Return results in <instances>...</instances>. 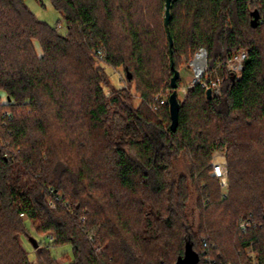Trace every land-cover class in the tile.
I'll list each match as a JSON object with an SVG mask.
<instances>
[{
  "label": "trees",
  "instance_id": "16d2710c",
  "mask_svg": "<svg viewBox=\"0 0 264 264\" xmlns=\"http://www.w3.org/2000/svg\"><path fill=\"white\" fill-rule=\"evenodd\" d=\"M51 3L64 35L26 0H0V264H32L23 216L49 241L34 264H58L51 250L65 246L71 264H178L189 246L197 264H264V0H172L168 27L166 0ZM97 46L135 83L138 107L125 89L105 95ZM201 47L210 69L241 49L248 59L240 76L222 69L221 96L192 87L172 132L169 103L158 112L149 104L170 88L172 63L180 72L178 61ZM215 150L226 152L227 197L210 176ZM181 157L190 176L175 179ZM249 214L258 227L242 232Z\"/></svg>",
  "mask_w": 264,
  "mask_h": 264
},
{
  "label": "rangeland",
  "instance_id": "374dc122",
  "mask_svg": "<svg viewBox=\"0 0 264 264\" xmlns=\"http://www.w3.org/2000/svg\"><path fill=\"white\" fill-rule=\"evenodd\" d=\"M26 4L32 13L37 17L38 20L47 23L49 26L53 28H57L61 34H66V24L64 18L54 9L52 6L51 0H26ZM36 49L38 54H41V49L36 44ZM244 50V49H241ZM245 51V50H244ZM94 55V53H93ZM95 56V55H94ZM192 59V58H191ZM190 56L183 57L178 61V70H180L181 76V85L178 89V97L180 103H183L189 90L192 88V81L194 79L191 69H190ZM97 64L103 68L106 76L109 80V86L104 87V92L106 96H110L112 90H122L125 89L127 93H129L133 97V103L135 107H138L141 103L139 95L136 93V85L135 83L130 84L127 81V75L122 67L114 68L108 66L106 62H100L96 59ZM159 66V65H158ZM218 75H222V70L218 72ZM160 92H163L165 95H168L171 92L170 88L167 89L165 85L160 89ZM0 96L5 99V94L0 92ZM23 109H19L18 114H22ZM8 145V144H7ZM7 147V146H6ZM13 149L7 150L6 154H10L12 156ZM215 161H219L225 165V171L228 175V170L226 167V152L225 150H215L212 155V163ZM189 164L187 160L183 157L179 158L174 163L173 168V178L177 179L180 176H190ZM211 176V175H210ZM228 177V176H227ZM229 182V181H228ZM222 191V189H221ZM223 195V191H222ZM198 195L196 194L194 188L190 187V196L189 200L186 204V214L187 220L191 227V230L194 234L200 230V211L198 208ZM26 226L31 233V238L27 239L26 237H21L20 242L26 250L28 257L32 264H34L35 260L38 257L37 249L39 246L47 247L49 241L45 240V235L37 233V223L27 219L26 216H23ZM200 234V233H199ZM198 234V235H199ZM51 234L47 235L50 236ZM51 242V241H50ZM37 245V246H36ZM52 256L56 259L58 264H71L73 262V257L71 253V247L65 246L57 249L51 250ZM248 256L257 263L256 254L251 250H247ZM187 264H195V255L193 253L188 254Z\"/></svg>",
  "mask_w": 264,
  "mask_h": 264
},
{
  "label": "built area",
  "instance_id": "2783aa9c",
  "mask_svg": "<svg viewBox=\"0 0 264 264\" xmlns=\"http://www.w3.org/2000/svg\"><path fill=\"white\" fill-rule=\"evenodd\" d=\"M93 53L98 61L106 62L107 53L101 46H97L93 50ZM247 59L248 52L240 50L226 62H220L214 68L210 69L209 54L207 49L204 47L199 48L194 53L190 61V69L194 77L192 81V87L200 86L205 92L210 90L213 98L221 96L222 77L218 75V72L225 68L228 73L240 76ZM170 94L171 92H169L168 95H165L163 92L157 93L153 97L152 102L149 104V109L153 112H158L162 106L167 104ZM211 177L218 181L219 187L222 189L224 197H227L229 183L227 173L225 171V165L219 161L213 162ZM61 203L62 202L59 193L51 194L47 202L48 207L51 210H56L58 205ZM238 226L242 232H246L256 229L258 227V223L255 221L253 215L249 214L248 216L240 219ZM48 237L51 242L54 241L53 235ZM205 262L209 263L208 260Z\"/></svg>",
  "mask_w": 264,
  "mask_h": 264
},
{
  "label": "water",
  "instance_id": "95a60500",
  "mask_svg": "<svg viewBox=\"0 0 264 264\" xmlns=\"http://www.w3.org/2000/svg\"><path fill=\"white\" fill-rule=\"evenodd\" d=\"M171 4H172V0H166V3H165V26L166 27H168L169 22H170V18H171V12H170L171 11ZM258 19H259V16L256 14V16L252 22V25L255 28L258 26ZM172 47H173V40L170 37V48H172ZM172 70L174 72V75H173L171 82H170L171 94L169 96L168 103H169V109H170V117H171V121H172L171 131L176 132L177 128H178V124H179V113H180V107H181L179 97H178V89H179L178 81H179L181 76H180V72L175 69L173 63H172ZM231 76L233 78L235 77L234 74H231ZM212 98L213 97L211 95V91L208 90L206 92V99L212 100ZM190 252L193 253L191 246L188 247L185 258L184 259L180 258L178 264H187L188 254ZM197 262H198V257H197V255H195V264H197Z\"/></svg>",
  "mask_w": 264,
  "mask_h": 264
}]
</instances>
